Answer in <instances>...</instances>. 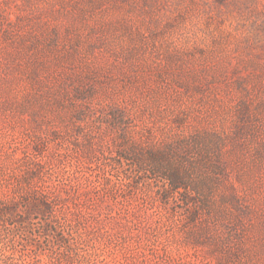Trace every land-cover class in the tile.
I'll return each mask as SVG.
<instances>
[{
    "label": "rangeland",
    "instance_id": "rangeland-1",
    "mask_svg": "<svg viewBox=\"0 0 264 264\" xmlns=\"http://www.w3.org/2000/svg\"><path fill=\"white\" fill-rule=\"evenodd\" d=\"M0 264H264V0H0Z\"/></svg>",
    "mask_w": 264,
    "mask_h": 264
},
{
    "label": "trees",
    "instance_id": "trees-1",
    "mask_svg": "<svg viewBox=\"0 0 264 264\" xmlns=\"http://www.w3.org/2000/svg\"><path fill=\"white\" fill-rule=\"evenodd\" d=\"M171 180H173L174 183H177L178 182V177L177 176H173L171 178ZM179 186H181V183H178V185H176L175 187H179Z\"/></svg>",
    "mask_w": 264,
    "mask_h": 264
}]
</instances>
